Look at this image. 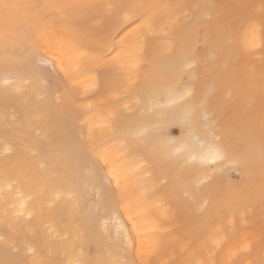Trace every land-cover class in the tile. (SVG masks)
<instances>
[{
	"label": "bare ground",
	"instance_id": "bare-ground-1",
	"mask_svg": "<svg viewBox=\"0 0 264 264\" xmlns=\"http://www.w3.org/2000/svg\"><path fill=\"white\" fill-rule=\"evenodd\" d=\"M2 2L20 7L11 11L7 25L0 11V32L5 26L9 30L6 49L0 41V262L257 264L256 256L255 263L249 256H254L255 245L263 240L258 237L259 228L257 238L250 231L255 228L251 229L250 221L260 215L262 219L256 216L254 225L264 222V202L256 201L264 196V144L261 108H251L257 105L256 109V99L264 96V20L258 11L233 9L229 42L217 30V21L203 17L215 11L206 5L259 4V0H142L154 6L150 15L156 17V34L147 37L140 27L148 17L124 20L121 8L108 7L133 0ZM169 19L175 23L164 27ZM250 28L255 29L251 46ZM53 51L58 53L55 60L40 62L39 55L48 52L51 59ZM231 51L240 53L236 58H245L244 68L237 64L243 57L230 58ZM104 53L111 58L105 59ZM193 55L198 64L189 74L182 69ZM228 57L232 60L227 61ZM218 59L222 68L232 61L230 70L220 67L224 74L220 73ZM232 66L244 80L235 78ZM184 74L192 85L184 84ZM5 79L13 83L6 87ZM238 84L239 95L248 98L247 89L255 94L249 97L255 104L240 95L252 111L246 113V107L237 106L240 98L235 93L228 106L238 97L233 106L239 110L233 111L239 115L221 112L217 109L224 104L221 91ZM242 87L248 94H242ZM93 89H110L114 104L108 92L102 98L101 91L94 90L101 94L89 99ZM209 92V102L201 106ZM185 93L191 97L185 99L189 96ZM181 96H185L182 101ZM138 105L146 111L139 112ZM150 108L155 110H150L151 117ZM206 112L209 120H205ZM152 113L158 114L154 118ZM221 116L229 118L224 121ZM172 120L185 127L181 126L185 134L180 139L167 132ZM224 143L228 158L217 160L213 149ZM230 168L235 173L238 169L245 186H227ZM162 178L169 182L161 184L163 189L168 185L165 190L159 187ZM158 190L174 198L165 193L161 197ZM219 190L230 202L244 204L236 207L239 214H232L233 204L234 209L231 204L226 207L229 214L222 212L223 207L215 210L223 214L208 210L211 201L220 198ZM175 196L189 198L191 203ZM170 198L176 200L173 210L167 202ZM249 198L255 205L263 204L259 214L251 199L250 205L257 208L249 213ZM253 237L252 252L230 255ZM13 246L19 251H13ZM29 246L36 249L35 256L27 252ZM258 257L260 262L259 252Z\"/></svg>",
	"mask_w": 264,
	"mask_h": 264
},
{
	"label": "snow or ice",
	"instance_id": "snow-or-ice-1",
	"mask_svg": "<svg viewBox=\"0 0 264 264\" xmlns=\"http://www.w3.org/2000/svg\"><path fill=\"white\" fill-rule=\"evenodd\" d=\"M20 7L19 5H13V4H6L3 3L2 0H0V11H2L4 19H5V25H7V21L8 18L10 16L11 11L14 8H18ZM109 8L112 7H119L124 11V16L123 19L124 20H128L131 19L133 16H137L140 15L141 18L143 19L144 17H148V19H146L144 21V23L141 25L140 27V31L141 34L145 37L149 36V35H154L156 34V17L150 15V13L152 12L154 6L149 4V3H145L142 2V0H133V2H129L127 4L124 5H119V6H113V5H109ZM208 9H213L215 10L213 11H208L205 13L203 19L206 21H212L215 20L217 21V30L220 32V34L223 36L225 41H229L231 39V31L229 28V24H230V15L233 9H238V8H248L251 9L253 11H258L262 20H264V0H259V4H225V5H215V4H211V5H206L205 6ZM175 23L174 20L169 19L167 21V23L164 25V27H170L171 25H173ZM167 34V33H165ZM8 35H9V30L7 28V26H5L4 30L2 32H0V41H3L5 44V49L7 47V41H8ZM255 36V29L254 28H250L249 32H248V37H249V45L251 46L252 40ZM37 55H39V53H37ZM58 53L56 51H53L51 53V59H49V53L48 52H44L43 55H39V60L41 63H51L53 60H55L57 58ZM212 59H215V57H212ZM9 60V57L7 56V53L5 54V61L7 62ZM198 61L196 59V57L193 55L191 56L185 63L184 69H182L183 71H185L186 73L192 74L194 73L196 67H197ZM224 67H227V64L224 65ZM13 82L5 79L3 81V84L7 87L9 85H11ZM16 91H20L19 88L16 89ZM239 92V86L236 85L233 88H229L226 90L225 93V97H224V101L225 103L223 105H218V108H220L221 112H224V110L227 109L228 103L231 102L234 93H238ZM187 95H191V93H185V96ZM212 93L209 92L205 95L204 99L201 102V106H203L204 104H207L209 102V99L211 97ZM185 96H181L179 99L182 101ZM173 103H177L179 101H172ZM210 119V115L206 112L205 113V120H209ZM216 121L213 120L212 121V126L215 127L216 126ZM260 124H261V142L262 144H264V102H262L261 104V109H260ZM222 132H226V129H221ZM217 140L221 139V136H217L216 137ZM213 155L214 158L217 160H224L226 158H228V146L226 143L224 144H218L214 147L213 149ZM210 179V177H209ZM18 215H23V213H18ZM261 240H264V231H262ZM255 238H250V239H246L244 241V243L235 251L231 252L230 255L231 256H235L238 253H250L253 250V243H254ZM217 244H219V241H217ZM13 251H19L18 248H16L15 246H13ZM27 252L33 256H35L36 254V249L32 246H29L27 248ZM0 264H2V262H0ZM19 264H51L50 261H47L45 259H34L31 262L29 261H20ZM74 264H87V262L85 261H81V260H76L74 261ZM250 264H252V262H250ZM259 264H264V260H261L259 262Z\"/></svg>",
	"mask_w": 264,
	"mask_h": 264
},
{
	"label": "rangeland",
	"instance_id": "rangeland-1",
	"mask_svg": "<svg viewBox=\"0 0 264 264\" xmlns=\"http://www.w3.org/2000/svg\"><path fill=\"white\" fill-rule=\"evenodd\" d=\"M201 49H202V47H201V45H199L198 51L201 52ZM201 53H202V52H201ZM232 53H235V52H232V51L230 52V54H231L230 56L233 55V57H230V56H229L230 58H236V55H238V56L240 55V53H239V54H236V55H234V54H232ZM106 55H107V56H106ZM242 55H243V54H242ZM103 56H105V59H106V57H108V56L110 57L111 54H109V53H106V54H105V53H104ZM234 56H235V57H234ZM238 56H237V57H238ZM109 57H108V59L111 58V57H110V58H109ZM229 57H228V58H229ZM241 57H243V56H241ZM241 57L236 58V60H237V59L239 60V58H241ZM230 58H229L227 61L232 60V59H230ZM220 59L222 60V58H220ZM220 59H218V60H219V62H218V63H219V64H218V65H219V69H220V67H221V66H220V65H221V60H220ZM241 59H242V58H241ZM241 59H240L241 62L239 61V63L237 62V64H238V66L243 65L242 67L244 68V64H245V63L243 64L242 62H245V58L243 57V59H244L243 61H242ZM224 60H225V59H224ZM224 60H223V61H224ZM236 60H235V62H236ZM238 60H237V61H238ZM105 61H107V60H105ZM223 61H222V63H223ZM227 61H226V62H227ZM231 62H232V61H230V63L227 62V63L229 64V68H230V64H231ZM235 62H234V63H235ZM234 63H233V64H234ZM207 64H210V65H208L207 68L211 67V61L208 62ZM207 64H205V66H206ZM223 64H224V63H223ZM225 64H226V63H225ZM228 64H227L226 69L228 68ZM235 64H236V63H235ZM222 66H223V68H225L224 65H222ZM238 66H237V67H238ZM102 67H103V66H102ZM102 67H101V68H102ZM233 67H234V66H232V69H233ZM223 68L221 67V69H223ZM229 68H228V69H229ZM235 68H236V67H234L233 70H235ZM239 68H240V67H239ZM103 69H104V68H103ZM221 69H220V73H222V72H221V71H222ZM232 69H231V72H232ZM241 69H242V68H240V70H241ZM106 70H107V71H106ZM223 70H224V69H223ZM229 70H230V69H229ZM237 70H238V69H237ZM237 70L234 71V72H235V76H236V74L238 73V72L236 73ZM50 71H51V70H50ZM103 71H105V73H106V72H109V69L106 68V69H104ZM103 71H101L102 75L105 74ZM223 72H224V71H223ZM229 72H230V71H229ZM243 72H244V69H243ZM101 73H100V74H101ZM103 73H104V74H103ZM225 73H226V71H225ZM227 73H228V71H227ZM106 74H107V73H106ZM222 74H224V73H222ZM228 74H229V77H230V76L232 77V75H230L231 73H228ZM240 74H241V73H240ZM184 76H185V77H184ZM233 76H234V75H233ZM235 76H234V77H235ZM242 76H243V75L241 74V77H240V76H238V77H239L240 79H241V78L243 79ZM186 77H189V76H188L187 74H184V75H183V78H184V84L187 83V84L189 85L188 82H190V81H189L188 78H187V79H188V80H187ZM238 77L236 76L235 78H238ZM235 78H234V79H235ZM244 78H245V76H244ZM230 79H231V78H230ZM230 79H229V82H231V84H232V79H231V81H230ZM238 80H239V79H238ZM238 80H235V81L238 82ZM243 80H244V79H243ZM243 80H242L243 84L241 83L242 85H241V84H238V85H239V89H240L241 86L244 85V81H243ZM240 82H241V80H240L238 83H240ZM115 84H117V83H115ZM190 84H191V82H190ZM236 84H237V83H236ZM191 85H192V84H191ZM229 85H230V84H229ZM234 85H235V84H234ZM240 85H241V86H240ZM224 86H225V85H224ZM226 86H227V85H226ZM226 86H225V87H226ZM225 87H224V89H225ZM228 87H229V86H228ZM232 87H234V86H232ZM243 87H244V86H243ZM243 87H242V88H243ZM103 89H104V88H103ZM103 89H102V90H103ZM222 89H223V88H222ZM224 89H223V91H224ZM227 89H228V88H227ZM243 89H244V88H243ZM246 89H247V88H246ZM246 89H244V92H242V94L245 93ZM94 90L97 91L98 89H97V90H96V89H93V92H91V93H94V94L92 95V94L90 93L89 99H91L90 97L93 96L92 98H94V96H97V95H99V94H101V93H102V95H103V96L101 95L102 98H104V97L106 98L107 96H106L105 94H106L107 92H108L107 94H108V98H109V93L111 92V91H109L110 89H109L108 91L103 90V91H105V92H103L102 90H98V92L101 91V93L95 92ZM106 90H107V89H106ZM220 90H221V88H220ZM220 90H219V91H220ZM240 90H242V89H240ZM240 90H239V92H240ZM247 90H248L249 94L251 93V94L249 95V97L253 96V97H251V98H254V97H255V96H254L255 94H254L253 92H251L249 89H247ZM223 91H221V93H223V96H222V97L224 98V97H225V96H224V95H225L224 92H225L226 90H225L224 92H223ZM219 93H220V92H219ZM246 93H247V91H246ZM234 94H235V93H234ZM247 94H248V93H247ZM217 95L220 96V94H217ZM221 95H222V94H221ZM236 95H237V93H236ZM238 95H239V93H238ZM240 95H241V94H240ZM240 95H239V98H240L241 96H243V95H241V96H240ZM110 96H111V94H110ZM258 96H259V95H258ZM258 96H256V97L258 98ZM190 97H191V95L187 96L185 99H189ZM220 97H221V96H220ZM243 97H245L246 99L249 98V97L247 98V95H246V96L244 95ZM95 98L97 99V97H95ZM111 98H112V96H111ZM223 98L221 99L222 101H223ZM239 98L236 97L234 100L237 102ZM241 98H242V97H241ZM241 98L239 99V101L241 100ZM251 98H249V99L251 100ZM262 98H263V100H261ZM262 98H260V96H259L258 99H260L261 101H259L258 99H256V100L258 101V102H256V100L253 99V100H251V101L249 100V102H251V103L253 102L254 104H255V102H256L257 104L261 105V102H264V96H262ZM109 99H110V98H109ZM109 99H105V100H109ZM236 99H237V100H236ZM92 100L94 101V99H92ZM97 100H98V99H97ZM105 100L103 99L102 102L105 101ZM216 100L219 102V97H218ZM216 100H215V98H214V101H215V102H213V103H215V106L219 104L218 102H217L218 104L216 103ZM221 100H220V101H221ZM234 100H233V101H234ZM95 101H96V100H95ZM109 101H110V103H111L113 100L111 101V99H110ZM109 101H108V102H109ZM231 101H232V100H231ZM235 101H234V102H235ZM239 101H238V103H237V106H240V104L243 105L244 103H246L247 105H249V104H248L249 102H248V101L245 102V99H244V101H243V100L240 101V102H239ZM106 102H107V101H106ZM106 102H105V103H106ZM108 102H107V103H108ZM236 102L233 103V104H229V105H231L232 107L227 106V108H228L229 110H224V112H225V111H226V113H228V112H233V113L235 114L234 111L239 110L238 107H237L236 110H235V106H236V105L233 106L234 104H236ZM243 102H244V103H243ZM110 103H109V105H110ZM112 103H113V102H112ZM112 103H111V104H112ZM223 103H225V101H224ZM239 103H240V104H239ZM251 103H250V104H251ZM113 104H114V103H113ZM115 104H116V103H115ZM221 104H222V102H221ZM221 104H219V105H221ZM104 105H106V104H104ZM109 105H108V106H109ZM141 105H142V104H141ZM242 105H241V106H242ZM259 105H258V107H257L256 109H254L253 107H254V106H257V105H254L251 109H253V111H255V110L259 109V107L261 108V106H259ZM108 106H107V107H108ZM142 106H144V104H143ZM146 106H147V105H146ZM146 106H145V107H146ZM250 106H251V105H250ZM102 107H103V105H102ZM138 107H139V109H138L139 112H142V111H143L142 109H144V111H146V109H147V108H142V107L139 106V105H138ZM138 107H137V108H138ZM147 107H149V106H147ZM233 107H234V108H233ZM244 107L247 108V107H249V106H246V105L244 106V105H243L242 108L244 109ZM104 108H105V107H104ZM104 108H103V109H104ZM216 108H217V107H216ZM230 108H231L232 110H231ZM242 108L240 107L241 110H242ZM140 109H141V110H140ZM151 109H152V108H150V109H148V110L150 111ZM155 109H156V112H157V109H158V108H155ZM217 109H219V108H217ZM233 109H234V111H233ZM247 109H248V110H247ZM247 109L245 110L246 113H248L247 111L251 110V109H249V108H247ZM219 110H220V109H219ZM230 110H231V111H230ZM149 111H148V112H149ZM151 111H153V110H151ZM151 111L149 112L150 117H151ZM251 111H252V110H251ZM139 112H138V113H139ZM148 112H146L145 114H147ZM153 112H155V110H154ZM240 112H241V114H242V111H240ZM233 113H232V114L230 113V114L234 117ZM236 113H237V111H236ZM243 113H244V112H243ZM246 113H245V114H246ZM142 114H144V112H143ZM142 114H141V115H142ZM157 114H158V113H157ZM157 114H153V113H152V115H153L152 117H154V116L157 115ZM230 114H224V115H222V116L229 115V117L231 118ZM238 115H239V114H238ZM238 115L235 114V116H238ZM246 115H248V114H246ZM246 115H242V116L244 117V116H246ZM143 116H145V115H143ZM148 116H149V115H148ZM222 116H221V118H222ZM155 117H156V116H155ZM155 117H154V118H155ZM229 117H224V119H223V118H222V119L225 121V120H226L225 118H229ZM233 117H232V120H233ZM239 118H240V116H239ZM223 120H222V121H223ZM229 120H230V119H229ZM232 120H231V123H232ZM238 120H239V119H238ZM239 121H240V120H239ZM241 121H242V120H241ZM241 121H240V122H241ZM234 122H237V123H238V121H236V120H235ZM173 123H175V124H173ZM178 123H179V122H178L177 120H174V121L172 120V121H169V122L167 123V126H168L169 124H172V125H171V126H168L169 128L166 126V128H167V132H168V133L171 135V137H173V138H174V137H178V138H179V135L181 136L182 134H185V132H184L185 129L183 130V128H185V127H183L182 125H180L181 123H179V124H178ZM237 123H236V124H237ZM234 124H235V123H234ZM238 125H239V124H237V126H238ZM181 126H182L183 128H182ZM237 126H236V127H237ZM180 127L182 128V130H183L184 133L182 132V130H180V129H181ZM239 128H240V127L238 126V129H239ZM238 129H237V130H238ZM170 132H172V134H171ZM180 133H181V134H180ZM177 135H178V136H177ZM183 136H184V135H182V137H183ZM137 138H138V137H137ZM140 138H141V137H140ZM140 138H139V140H142V139H140ZM180 138H181V137H180ZM180 138H179V139H180ZM174 139H175V138H174ZM175 140H176V139H175ZM177 140H178V139H177ZM142 141H143V140H142ZM178 142H179V141H177L176 143H178ZM229 165H230V164H229ZM230 167H231V165H230ZM233 167H234V166H232V168H233ZM227 168H229V166H228ZM227 170H228V169H227ZM232 170H233V169H232ZM232 170H231V168H230V173L228 172L229 175L232 176V177H230V176L227 174V175L230 177V178H229V183H226L227 186H230V184H233V183H235V185H240V184H242V185L245 186V184H246V183H245V180H244L243 176L241 175V173H240V174L238 173V169H237L236 173H235L234 170H233V172H232ZM235 175H236V176H235ZM240 175H241V176H240ZM227 178H228V177H227ZM235 178H236V179H235ZM241 178H242V179H241ZM167 179H168V178H167ZM237 179H238V182H237V183H239V184H236ZM239 179H240V180H239ZM158 180H159V179H158ZM162 180H163V181H162ZM168 180H169V179H168ZM160 181H161V183L159 184V187L162 188L161 184H164L163 182H164V181H167V180H166V179L164 180V179L162 178ZM160 181H159V182H160ZM233 181H234V182H233ZM166 183L168 184L169 182L167 181ZM167 184L163 186V187H165V189L168 188V185H167ZM226 184H224V185L222 184L221 186H222V187L224 186L225 188H227V187H226ZM228 184H229V185H228ZM235 185H233V186H235ZM221 186H220V188H221ZM240 186H241V185H240ZM240 186H239V187H240ZM224 187H223L221 190H223L224 192H226L227 190L224 189ZM235 187H237V186H235ZM220 188H219V189H220ZM165 189L162 188L161 190H165ZM227 189H228V188H227ZM161 190H160V191H161ZM221 190H219V191H220V194H219V195H220V198L217 197V196H219V195H218V192H219V191H218V192H217V196H216V197H217V198H216L217 200H215V201L213 200V201H211V203H210V204H212V206H213V205H215V206L212 207L211 205H210V206L207 205V204L209 203V201H208V203H206L207 208L204 209V210H206V211H208V210L211 211V210H212L213 214H215V213H217V211H215L217 208L221 209V207H223V208H222V210H223L222 212L227 214L228 212H227L226 210H229V211H230V208L228 209V208H226V207H229L230 204H231L230 207H231L232 204H233L234 208H236V207H237V208H238V207H240V208L243 207L244 204H242L240 201H237V202H232V201H231V202H230L229 200L225 199V197H226L225 195H226V194H225L224 192H222V194H221ZM160 191L158 190V192H157V194L160 193V196H161V194L163 195V193H165L164 191H162L163 193H161ZM182 193H183V192H182ZM182 193H179V194H182ZM166 194H167V193H165V196L168 198L169 194H167L168 196H167ZM224 194H225V195H224ZM170 195H172V194H170ZM177 195H178V194H176V196H177ZM183 195H184V194H183ZM185 195L188 196L187 193H185ZM185 195H184V197H186ZM158 196H159V195H158ZM176 196H175V197H176ZM179 196H180V195H179ZM189 196H190V195H189ZM259 196H260V195H259ZM161 197H162V196H161ZM169 197H173V196H169ZM177 197H178V196H177ZM177 197H176V198H177ZM180 197H182V195H181ZM180 197H179V198H180ZM173 198H174V197H173ZM173 198H172V199L170 198L171 200H170V201H167L168 204H169V202H170V205H169V206L172 207V210H173V205L171 206V204L173 203V201H174V203H173L174 206H175V205L177 206V204H175V203H176V202H175L176 200H173ZM179 198H177V200H178ZM228 198H229V197H228ZM253 198H254V197H253ZM253 198H249L248 201L251 199V202L253 203L252 200L256 199V198H254V199H253ZM257 198H258V197H257ZM262 198H263V199H262ZM180 199L183 200V202H184L185 200H188V201H189V198H180ZM259 199H261V200H259ZM181 200H179L180 202L178 201V203H182ZM219 200H220L221 202H220ZM171 201H172V202H171ZM256 201H260V203H261V202L263 203V202H264V196L261 197V198L259 197ZM256 201L254 200V204H251L250 201H249L250 203H248V202H247L248 204L246 203V207H250L251 205H253V207L258 206V209H256L257 207H256V208H253V207L251 206V207L253 208V209L250 208L251 211H250V209L247 208L248 211H247V210H246V211H247V212L250 211V212H249L250 214H251V212L254 211V209H256V211H255L256 214H259V213H257L258 210H260V209L263 210V208H261V207H262L261 205H263L264 203L261 204V205H259V204H256V205H255V202H256ZM186 202H187V201H186ZM212 202H214V203H216V204H214V203H212ZM222 202H223L224 204H223ZM245 202H246V201H245ZM188 203H191V202L189 201ZM188 203H184V204L182 203V204L185 205V204H188ZM236 203H237V205H235ZM238 203H240V204H242V205L239 204V205H240V206H239ZM243 203H244V202H243ZM257 203H258V202H257ZM182 204H181V205H182ZM221 204H222V206H221ZM228 204H229V205H228ZM250 204H251V205H250ZM179 205H180V204H179ZM193 205H194V204H193ZM195 205H196V204H195ZM195 205H194V206H195ZM247 205H250V206H247ZM254 205H255V206H254ZM208 206H209L211 209H210V208L208 209ZM233 206H232V209H234ZM259 206H261V207H259ZM263 206H264V205H263ZM199 208H200V207H199ZM203 208H205V207H203ZM237 208L233 210V213H232V210H231L230 213L234 214L235 211H236V212L239 214L240 211H238ZM201 209H202V208H200L199 212L202 211ZM207 209H208V210H207ZM172 210H171V211H172ZM204 210H203V211H204ZM239 210H240V209H239ZM252 210H253V211H252ZM219 211H220V210H219ZM225 211H226V212H225ZM260 211H261V210H260ZM260 211H259V212H260ZM179 212H181V210H179ZM197 212H198V209H197ZM199 212H198V213H199ZM247 212H246V213H247ZM200 213H205V212H200ZM223 213H221V211H220V213H217V214H223ZM249 213H248V214H249ZM262 213H264V212L261 211V214H262ZM217 214H216V215H217ZM228 214H229V213H228ZM235 214H236V213H235ZM250 214H249V215H250ZM251 215H252V214H251ZM256 216L258 217V215H256ZM256 216H255V218H256ZM262 216H263V215H262ZM259 217L262 219V217H261L260 215H259ZM259 217H258V218H259ZM263 217H264V216H263ZM251 218H253V217H251ZM255 218L251 219L250 224H252V223L255 224V222H254V221H255ZM236 220H237V219H236ZM256 220H257V219H256ZM258 220H259V219H258ZM258 220H257V221H258ZM263 220H264V219H263ZM259 222H260V221H258V223H259ZM262 222H263V221L261 220L259 226H256L258 223H256V225L252 224L253 226L251 227V229L254 228V226H255V228L252 229V230H250V231H251V232L254 231V233L256 234V235H255L256 238H257V236L260 234L259 231H260L261 234H262V231H261V230L264 229V227H263V226H264V224H263L264 222H263V223H262ZM262 224H263V225H262ZM239 225H241L240 222H239V224H238V222H237V226H239ZM261 227H263V228H261ZM256 228H257V229H256ZM258 228H259V231L256 232V230H258ZM263 231H264V230H263ZM258 233H259V234H258ZM257 234H258V235H257ZM258 237H261V236H258ZM260 240H261V239H260ZM263 242H264V240L261 241V244H262V245H261V244L255 245V246H257V247H254V248H255L254 250L256 251V252H255V251H254V252L257 253V254L255 255V253H254V256H251V255L249 256V259L251 258L250 260H252L254 263H255V261H257L256 263L259 264V263H258V262H259V260H258L259 257L257 258L258 252H259V254H260V259H261V260H264V258H262V256H261V251L264 249V248H263V247H264V243H263ZM260 247H261V248H260ZM257 249L260 250V251H258ZM262 252H263V251H262ZM252 255H253V254H252ZM255 256H256V259H257V260L255 259V261H254L253 258H254ZM261 260H260V261H261Z\"/></svg>",
	"mask_w": 264,
	"mask_h": 264
}]
</instances>
